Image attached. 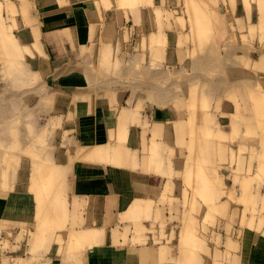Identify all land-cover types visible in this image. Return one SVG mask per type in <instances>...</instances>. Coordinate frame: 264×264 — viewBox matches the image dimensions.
Masks as SVG:
<instances>
[{
  "label": "rangeland",
  "instance_id": "obj_1",
  "mask_svg": "<svg viewBox=\"0 0 264 264\" xmlns=\"http://www.w3.org/2000/svg\"><path fill=\"white\" fill-rule=\"evenodd\" d=\"M117 1L120 4L127 2L137 4L139 1L147 3L150 0ZM239 1H244V8H239ZM239 1L171 0V7L163 8V12L161 8L157 11L164 22L161 23L162 26L168 29L167 32L172 29L182 34V38L173 47L183 50L184 58L179 59L174 66L165 62L158 71L163 73L160 81L163 85L164 104L174 103L178 118L161 125L165 135L160 148L158 146L157 149L156 143L151 145L154 149L151 148L150 157L153 160L159 157L158 160L162 161L165 167L161 172L162 199L155 206L156 212L153 216H147L144 223L139 222L142 218L141 213L136 215L134 213L130 218L133 217V221L140 218L136 221L135 228L138 237L141 234L143 236L138 240H145L160 247V264H237V242L246 229L251 228L255 234L264 237V114L263 117L259 115L257 116L259 118H256L255 111L253 112V108H256V97L262 96L264 99V6L259 0ZM193 9L196 14L192 12ZM22 11L25 13L27 9ZM9 14L5 13V20ZM179 14L181 17L178 19L176 16ZM189 15L194 18L190 20ZM1 20L2 18H0V97H5L0 98L4 101L0 103V111L13 112L20 116L18 119L1 121L4 129V143L3 141L0 143V160L5 165L2 167L3 178L4 180L14 178L17 174L18 160L25 158L24 169L27 168L30 186L33 181L34 185L41 183L37 184L36 189H33L34 185L30 187L35 193L32 219L6 225L7 230L4 231L5 236L0 244V264H44L50 245L56 242L61 246L67 242L68 216L65 211L67 208L62 210L66 207L64 173L62 167L55 164L54 159L49 156V153H52L50 150L54 149L56 144L59 145L61 142L66 146L67 140L65 135L61 137L62 139L60 136L57 139L52 137L46 139L48 131L51 136L59 131H56L57 126L50 129L52 120L45 119L47 115L42 104L29 105L25 102L5 101L6 96H11L5 82L12 79L25 82L28 73L23 64L21 48L18 54L12 51V46L16 43L13 45V41L7 36L5 22ZM193 20L197 22L194 24ZM259 22L261 27L263 26L262 29L258 25ZM192 31L193 34H197L195 37ZM121 54L114 72L108 76L111 79L120 77L128 83H139L140 78L145 79V76L140 75L143 73L141 70H145L148 65L150 67V59L153 61L155 58L149 56L141 60L138 55L131 56V51ZM130 56L136 61L127 68ZM122 69L130 71L123 73ZM151 76L152 73H148L149 81ZM189 84L191 86H188ZM188 89H192V92ZM129 90L133 92L132 88ZM155 91V88L149 89V94ZM157 91L161 89L158 88ZM190 93L193 95L190 96ZM23 97L22 95L19 97L21 101L24 100ZM27 112L45 117L29 119L26 116ZM9 138L11 140L13 138L12 143ZM107 149L112 159V148ZM145 149L147 150H144V153L148 152V147ZM78 154L84 157L83 149ZM50 167L52 173H56L57 170L60 175L46 174L45 178V173ZM206 170L210 173L216 171L217 179L211 178L212 182L206 183ZM34 172L37 177L32 179ZM51 172L49 174H52ZM55 175L57 181H54ZM38 177L41 180L38 181ZM59 179L60 183H56ZM59 185L61 186L58 188ZM196 187L200 190H196ZM211 189L215 195L212 194V197L208 198L207 191ZM39 193L43 197L39 196ZM39 197H42L40 203ZM51 198L53 200L60 198V201L57 199L53 202ZM42 201H46V204ZM61 202L65 207H61L63 206ZM38 204L41 205L39 207L43 204V207L39 209ZM52 204L60 205L61 210L59 206H56L58 211L53 209ZM189 206L193 209H189ZM44 207L45 210L53 207L51 211L55 210L56 216L53 214L54 218L51 216L52 218L47 220L49 215L43 223V217H46V213H42L46 212L43 210ZM59 214L62 215L60 219ZM41 222L43 225H40ZM184 227L187 229L184 230ZM182 229L184 232L190 229L192 233L186 231L183 234L180 231ZM90 232L95 233L94 230L88 233ZM69 235L79 238L72 231ZM182 236L186 237L181 238Z\"/></svg>",
  "mask_w": 264,
  "mask_h": 264
},
{
  "label": "crops",
  "instance_id": "obj_2",
  "mask_svg": "<svg viewBox=\"0 0 264 264\" xmlns=\"http://www.w3.org/2000/svg\"><path fill=\"white\" fill-rule=\"evenodd\" d=\"M170 1L120 4L117 0H0L7 36L13 45L16 43L12 51L18 54L21 48L28 73L25 82L13 79L5 82L11 96L4 100L42 104L46 117L35 116L34 112H27L26 116L52 120L50 129L57 126L59 133L53 137L48 131L46 139L58 136L62 139L65 135L67 140L66 146L60 142L49 153L64 173L67 242L61 246L56 242L50 245L44 264L161 263L160 247L138 240L143 236L138 237L135 228L140 218L136 221L120 218L132 202L142 201L147 206L139 222L144 223L147 216L155 214V206L162 199L163 176L161 171L148 166L149 148L153 143L160 148L164 134L161 125L175 121L178 111L174 103L164 104L160 81L163 73L158 71L165 62L174 66L185 54L178 47H172L182 34L172 29L167 32L157 12L158 8L163 12V8L171 7ZM252 4L255 6L254 2ZM238 5L245 7L244 1H239ZM22 9L27 12L23 13ZM5 13H11L7 20ZM179 17L180 14L176 16ZM128 51L141 60L149 56L155 58L150 59V67L141 70V77L146 78H140L139 83L108 76L114 72L121 52ZM131 56L127 68L136 61ZM130 69H122V72ZM148 73H152L150 81ZM129 88L133 92L128 91ZM154 88L156 91L149 94V89ZM158 88L161 91H157ZM21 95L24 96L22 101ZM18 118L20 116L13 112L0 111V143H4L1 121ZM157 128L162 132L156 133ZM8 140L13 142V138ZM117 144L122 147L123 159L127 157L124 163L115 162L110 156L97 160L77 154L81 149ZM145 147H148L146 153ZM24 160H18L16 176L7 180L3 178L5 165L0 160V244L7 224L27 222L34 213L35 193L30 190ZM160 163L163 165L162 161ZM161 165L156 166L163 167ZM85 229L98 232L89 233L87 238L69 235L71 231L79 233ZM250 229H246L237 242L236 262L264 264V237Z\"/></svg>",
  "mask_w": 264,
  "mask_h": 264
},
{
  "label": "bare ground",
  "instance_id": "obj_3",
  "mask_svg": "<svg viewBox=\"0 0 264 264\" xmlns=\"http://www.w3.org/2000/svg\"><path fill=\"white\" fill-rule=\"evenodd\" d=\"M259 1L261 2L260 4H262V5L264 6V0H259ZM228 2H229V0H228ZM191 5H192V4H191ZM193 6H194V5H193ZM193 6H192V7H193ZM194 7H196V6H194ZM194 7H193V8H194ZM195 9H196V8H195ZM120 10H121V9H120ZM188 10H189V9H188ZM190 10H191V9H190ZM261 10H263V9H261ZM121 11H122V10H121ZM195 11H196V10H195ZM192 12L195 13V12H194V9L192 10ZM121 13H122V12H121ZM121 13H120V17H121V15H122ZM118 14H119V13H118ZM195 14H196V13H195ZM261 14H262V13H261ZM54 15H55V14H54ZM191 15H192V14H191ZM137 16H138V15H137ZM261 16H262V15H260V17H261ZM140 17H141V16H140ZM140 17H139V18H140ZM188 17H189V19H190V18H192L193 16L190 17V15H189ZM188 17H187V19H188ZM0 18H2V17H0ZM193 18H194V17H193ZM261 18H262V17H261ZM261 18H260V20H261ZM189 19H188V20H189ZM118 20H119V19H118ZM190 20H191V19H190ZM190 20H189V21H190ZM231 20H232V19H231ZM74 21H75V20H74ZM195 22H197V21H195ZM195 22H194V20H193V23H194V24H195ZM257 22H258V21H257ZM119 23H120V22H119ZM193 23H192V24H193ZM260 24H261V23L259 22L258 25L261 27ZM113 25H114V24H113ZM118 25H119V24H118ZM111 26H112V25H111ZM112 27H113V26H112ZM116 27H117V26H116ZM162 27H163V26H162ZM189 27H190V26H189ZM262 27H263V26H262ZM262 27H261V29H262ZM192 28H193V27H192ZM192 28H191V29H192ZM110 29H112V28L110 27ZM114 29H115V28H114ZM189 29H190V28H189ZM162 30H163V29H162ZM195 31H196V30H195ZM195 31H194V32H195ZM109 32H110V31H109ZM112 34H113V32H112ZM192 34H193V31H192ZM168 35H169V34H168ZM196 35H197V34H196ZM196 35H195V33L193 34L194 37H195ZM73 36H74V35H73ZM177 36H178V35H177ZM193 36H192V37H193ZM150 37H151V36H150ZM171 38H172V37H171ZM173 38H174V37H173ZM107 39H108V38H107ZM111 39H112V38H111ZM177 39H178V38H177ZM193 39H194V38H193ZM173 40H174V39H173ZM105 41H106V39H105ZM108 41H109V40H107V42H108ZM150 42H151V40H150ZM154 44H155V43H154ZM162 44H163V43H162ZM103 46H104V45H103ZM159 47H160V46H159ZM172 47H173V46H172ZM163 48H164V47H163ZM169 49H170V48H169ZM159 50H160V49H159ZM156 51H157V50H156ZM166 51H167V50H166ZM174 52H175V51H174ZM104 53H105V52H104ZM157 54H158V53H157ZM157 54H156V55H157ZM159 54H162V53L159 52ZM165 54H166V52H165ZM102 55H103V54H102ZM174 55H175V54H174ZM159 56H160V55H159ZM162 56H164V54H162ZM164 57H165V56H164ZM173 57H174V56H173ZM214 62H215V61H214ZM261 64H262V63H261ZM37 73H38V72H36V74H37ZM32 74H33V73H32ZM34 75H35V72H34ZM32 76H33V75H32ZM244 76H245V75H244ZM244 76H243V77H244ZM247 77H248V76H247ZM35 80H36V79H35ZM244 80H245V79H244ZM196 81H197V80H196ZM245 81L247 82V80H245ZM250 81H252V80H250ZM36 82H37V80H36ZM194 83H195V82H194ZM251 84H252V83H251ZM246 85H248V84H246ZM188 86H191V84H189ZM192 87H193V86H192ZM192 87H191V88H192ZM195 87H196V89H197V86H196V85H195ZM247 87H248V86H246V88H247ZM249 87H250V86H249ZM193 89H194V88H193ZM188 90H189V89H188ZM194 90H195V89H194ZM247 90H249V89H247ZM259 90H262V89H259ZM189 91L192 92V89L189 90ZM197 91H198V90H197ZM255 91H256V90H255ZM195 92H196V91H195ZM188 93H189V92H188ZM196 93H197V92H196ZM249 93H250V92H249ZM249 93H248V95H249ZM257 93H258V92H257ZM191 94H192V93H190V96H191ZM252 94H253V92H252ZM258 94H259V93H258ZM188 95H189V94H188ZM192 95H193V94H192ZM254 95H255V94H254ZM250 96H251V95H250ZM188 97H189V96H188ZM192 97H194V96H192ZM254 97H255V96H254ZM261 97H262V96H261ZM261 97H260V96L256 97V99H257L256 102H257L258 104L255 102V103H256V105H255L256 108H253V109H254L253 112L255 111V112H254V113H255L254 116H256V118H259V117H257V116H259V115H261V117H263L262 114H264V99L261 98ZM188 99H189V98H188ZM201 99H202V98H201ZM201 99H200V100H201ZM186 100H187V99H186ZM189 100H192V98H190ZM253 100H255V99L253 98ZM193 101H194V100H193ZM190 102H192V101H190ZM190 102H189V103H190ZM198 102H200V101H198ZM250 102H251V101H250ZM194 103H195V102H194ZM253 103H254V102H253ZM186 105H187V104H186ZM191 105H192V104H191ZM197 105H198V104H197ZM186 107H187V106H186ZM188 107H189V106H188ZM197 107H198V106H197ZM252 107H254V105H253ZM195 109H196V108H195ZM187 110H188V109H187ZM247 110H248V109H247ZM192 111H193V110H192ZM202 113H203V112H202ZM206 113H207V112H206ZM195 114H196V113H195ZM198 114H199V113H198ZM118 115H119V114H118ZM122 115L124 116V113H123ZM120 116H121V115H120ZM120 116H119V117H120ZM199 116H200V115H199ZM121 117H122V116H121ZM187 117H188V115H187ZM116 118H117V117H116ZM123 118H124V117H123ZM125 118L127 119V117H125ZM263 118H264V117H263ZM263 118H262V119H263ZM120 119H121V118H120ZM181 119H182V118H181ZM260 119H261V118H260ZM118 120H119V119H118ZM200 120H201V119H200ZM200 120H199V121H200ZM119 121H120V120H119ZM119 121H118V123H119ZM121 121H122V120H121ZM257 121H259V120L257 119ZM197 122H198V121H197ZM124 123H125V121H124ZM192 123H194V122H192ZM198 123H199V122H198ZM200 123H201V122H200ZM249 123H250V122H249ZM257 123H258V122H257ZM121 124H122V123H121ZM121 124H120V125H121ZM165 124H166V123H165ZM202 124H203V123H202ZM263 124H264V123H263ZM120 125H119V126H120ZM122 125H124V124H122ZM99 126H100V125H99ZM177 126H178V125H177ZM177 126H176V127H177ZM123 127H124V126H123ZM163 127H164V126H163ZM198 127H199V126H198ZM198 127H197V128H198ZM201 127H202V126H201ZM173 128H174V127H173ZM191 128H192V127H191ZM197 128H196V129H197ZM163 129H164V128H163ZM165 129H166V127H165ZM168 129H169V128H168ZM196 129H195V130H196ZM199 129H200V128H199ZM155 130H156V129H155ZM157 130H158V131H156V133H161V132H162L160 128H157ZM174 130H175V129H174ZM188 130H189V129H188ZM193 130H194V128H193ZM197 130H198V129H197ZM169 131H170V130H169ZM189 133H190V132H189ZM191 133H192V131H191ZM191 133H190V134H191ZM217 133H218V131H217ZM146 134H147V133H146ZM162 134H163V133H162ZM221 134H222V132H221ZM163 135H165V134H163ZM214 135H215V134H214ZM222 135H225V134L223 133ZM197 136H198V135H197ZM194 137H195V136H194ZM145 138H146V136H145ZM164 138H165V137H164ZM166 139H167V138H166ZM195 140H196V139H195ZM149 141H150V140H149ZM200 141H201V140H200ZM196 142H197V141H196ZM149 144H150V143H149ZM95 146H96V145H94L93 147H95ZM89 147H90V146H89ZM97 147H98V146H97ZM109 147H111V148H112L111 151H113V156H112L113 161L116 162V160H119V161H121V163H124L125 160L127 159V157L125 156L126 159H123V157H122V152H121V151H122V147H121V145H118V144H117V145H113V146H108V147H106V148H101V147H98V148H91V147H90V149H88V150H84V149H83V152H84L83 155H84V157H86L87 159H97V160H98V159H99V160H100V159H107V157L110 156L109 153H108L109 149H107V148H109ZM151 148L154 149L153 146H151ZM151 148H150V149H151ZM79 152H81V150H79ZM79 152H78V153H79ZM194 152H195V151H194ZM196 152H197V150H196ZM199 152H200V149H199ZM78 153H77V154H78ZM149 154H150V153H149ZM195 154H196V153H195ZM197 154H199V153L197 152ZM78 155H80V154H78ZM196 156H197V155H196ZM146 157H147V156H146ZM141 158H143V157H141ZM82 159H83V158H82ZM87 159H86V160H87ZM149 159H150V163L152 162L151 164L148 162V163H149L148 166H149L150 168H152L151 170H154V171H161V172H162V171L165 169L164 165H161L160 161L158 160L159 157H157L155 160H153V158H151V157H150ZM141 161H142V160H141ZM156 161H159V163H156ZM158 164H160V165L163 166V167H160V166L158 167V166H156V165H158ZM121 165H122V164H121ZM145 165H146V164H145ZM140 166H141V164H140ZM184 166H185V165H184ZM149 167H148V168H149ZM122 168H123V167H122ZM142 168H143V167H142ZM146 168H147V167H146ZM183 168H184V167H183ZM53 169H54V167H53ZM55 170H56V169H55ZM60 170H61V169H60ZM145 170H146V169H145ZM51 171H52V167H50V168H49V171H47V173H45V176H46L45 178H47V175H49V176H53V174H56V173H57V170L55 171L56 173H52ZM146 171H147V170H146ZM165 171H166V170H165ZM2 172H3V171H2ZM50 172H51L52 174H49ZM58 172H59V171H58ZM148 172H149V171H148ZM190 172H191V171H190ZM206 172H207V173H206V176H205V178L207 179V180H206V183H210V181L212 182V179H214V180L217 179V174H215L216 171L214 172V170H213V171L210 173L209 170H206ZM59 173H60V172H59ZM164 173H165V172H164ZM33 174H35V175H32V176H31V177H33L32 179H34V178L37 177L35 172H34ZM46 174H47V175H46ZM158 174H160V173H158ZM2 175H3V173H2ZM56 175L59 176L60 174L57 173ZM56 175L54 176V179H55ZM162 175H163V174H162ZM41 177H42V176H41ZM48 178H49V177H48ZM50 178H51V177H50ZM50 178H49V179H50ZM56 178H57V177H56ZM211 178H212V179H211ZM39 180H41V179H39V177H38V181H39ZM44 180H45V179H44ZM35 181H36V179H35ZM54 181H57V180L55 179ZM33 183H34V181L32 182V185H34ZM36 183H37V181H36ZM38 183H41V182H38ZM38 183H37V184H38ZM45 183H47V182H45ZM56 183H60V179H59V182H56ZM56 183H55V185H56ZM200 183H201V182H200ZM37 184L34 185L35 188H33V189H36ZM32 185H31V186H32ZM45 185H46V184H45ZM31 186H30V187H31ZM60 186H61V185H59L58 188H59ZM32 187H33V186H32ZM38 187H39V186H38ZM54 187H55V186H54ZM56 187H57V186H56ZM183 187H184V186H183ZM42 188H43V186H42ZM196 188H197V187H196ZM200 188H201V187H200ZM30 189H31V188H30ZM56 189H57V188H56ZM60 189H62V188H60ZM183 189H184V188H183ZM198 189H199V187H198L196 190H198ZM199 190H200V189H199ZM201 190H202V189H201ZM184 191H185V190H184ZM43 192H44V189H43ZM57 192L59 193L60 191L57 190ZM181 192H182V191H181ZM201 192H202V191H201ZM201 192H200V193H201ZM202 193H203V192H202ZM207 193H208L207 196H208V198H209V197L213 194L212 189L209 190V191H207ZM37 194H38V193H37ZM183 194H184V193H183ZM227 194H228V193H227ZM229 194H231V193H229ZM58 195H59V194H58ZM60 195H61V194H60ZM60 195H59V196H60ZM213 195H215V192H214ZM37 196H38V195H36V197H37ZM39 196H42V195H40V193H39ZM250 196H251V195H250ZM42 197H43V196H42ZM42 197H41V198H42ZM56 197H57V196H56ZM211 197H212V196H211ZM211 197H210V198H211ZM39 198H40V197H39ZM41 198L38 200V203H40L39 201L41 200ZM47 198H48V197H47ZM61 198H62V197H61ZM143 198H144V197H143ZM143 198H141V199H143ZM148 198H149V197H148ZM37 199H38V197H37ZM45 199H46V197H45ZM54 199H55V198H54ZM57 199H58V198H57ZM57 199H56V200H53V199L51 198V200H52L53 202L57 201ZM133 199H135V198H133ZM191 199H192V198H191ZM193 199H194V198H193ZM231 199H232V198H231ZM43 200H44V199H43ZM48 200H49V199H48ZM138 200H140V199H138ZM46 201H47V200H46ZM46 201H45V202H46ZM52 201H51V203H52ZM58 201H60V198L58 199ZM63 201H64V199H63ZM129 201H130V200H129ZM135 201H136V200H135ZM151 201H152V200H151ZM235 201H236V200H235ZM42 202H43V201H42ZM45 202H43V203L46 204ZM185 202H186V201H185ZM47 203H48V201H47ZM49 203H50V201H49ZM56 203H57V202H56ZM61 203H62V202H61ZM61 203H59V204H61ZM64 203H65V201H64ZM149 203H150V202H149ZM53 204H54V203H53ZM53 204H52V206H53ZM57 204H58V203H57ZM57 204H55V205H56V206H59V208H60L59 210H61V207H65V204H63V203H62L63 206H61V207H60V205H57ZM127 204H128V203H127ZM150 204H151V203H150ZM150 204H149V205H150ZM39 205H40V204H38L37 207H39ZM149 205H148V206H149ZM40 206H41V205H40ZM45 206H48V205H45ZM50 206H51V205H50ZM56 206H53L54 208H53V207H51V208H53V209H57ZM144 206L146 207L147 204L144 205V203H143L142 201H141V202H140V201H139V202H135L134 204H133V202H132L131 207H129V209H127V211H125L123 214L121 213V214H122L121 217L124 218V219H123L124 221H126V220H130V219L133 218V217L130 218L132 214L135 213V215H136V214L142 213V211L144 210ZM208 206H209V205H208ZM42 207H43V204H42ZM42 207H39V209L42 208ZM115 207H116V206H115ZM183 207H184V206H183ZM45 208H46V207H44L43 210H45ZM51 208H50V209L47 208V210H45L46 212H42L43 210H41L42 213H46V215H45L46 217H43V218H44V219H43V223H44L45 219H46L49 215H50V217H48L47 220H48L49 218H52L51 216H53V214H54V216H56V214H55L56 211H55V210H54V211H53V210L51 211ZM66 208H67V207H65V208L62 209V210H65ZM127 208H128V207H127ZM148 208H149V207H148ZM188 208L191 209V210L193 209V207L190 208V206H189ZM209 209H210V208H209ZM49 210H50L51 212H50ZM67 210H68V208H67ZM67 210H65V211H67ZM148 210H149V209H148ZM148 210L146 209V211H148ZM186 210H187V208L185 209V211H186ZM232 210H233V209H232ZM57 211H58V209H57ZM39 212H40V210H39ZM54 212H55V213H54ZM63 212H64V211H63ZM63 212H62V214H63ZM181 212H182V211H181ZM59 213H61V211H60ZM231 213H232V212H231ZM40 214H41V213H40ZM57 214H58V212H57ZM127 214H128V215H127ZM157 214H158V213H157ZM186 214H187V216H188V211H186ZM186 214H184V215L186 216ZM189 214H190V212H189ZM37 215H38V214H37ZM63 215H64V214H63ZM65 215H66V214H65ZM39 216L41 217V215H39ZM42 216H44V215H42ZM54 216H53V218H54ZM60 216H62V215L59 214V216H58L59 219H60ZM185 216H184V217H185ZM63 217H65V216H63ZM184 217H183V218H184ZM55 218H57V217H55ZM59 219H57V220L54 219V220H55V221H58ZM61 219H62V217H61ZM185 219H186V218H185ZM54 220H53V221H54ZM132 220H133V219H132ZM186 220H187V219H186ZM59 221H60V220H59ZM59 221H58V222H59ZM191 221H192V220H191ZM51 222H52V221H51ZM60 222H61V221H60ZM45 223H47V222H45ZM186 223H187V221H186ZM40 225H43L42 222H41ZM189 225H190V224H189ZM189 225H188V226H189ZM193 227H194V226H193ZM102 228H104V227H102ZM185 228L187 229V227H184V230H185ZM189 228H191V225H190ZM88 230H89V229H88ZM88 230L85 229V230H83V232H82V230H81V232H79V233H76V232H75V235H76V236H79V237L87 238V236H88V234H89V233H88V232H89ZM90 230H92V229H90ZM96 230H97V229H94V232H95V233L98 232V231H96ZM184 230L182 229V230H180V231H182V233H183ZM77 231H79V230H77ZM85 231H87V232H85ZM186 231H187V230H186ZM186 231H185V232H186ZM189 231H190V234H191L192 232H191L190 229H189L187 232H189ZM73 232H74V231H73ZM185 232H184V233H185ZM90 233H91V232H90ZM182 233H181V234H182ZM184 233H183V234H184ZM183 234H182V235H183ZM179 235H180V234H179ZM100 236H101V235H99V237H100ZM193 236H194V234H193ZM183 237H186V236H182L181 238H183ZM191 237H192V236H191ZM179 238H180V237H179ZM179 238H178V239H179ZM181 238H180V239H181ZM101 239H102V238H100V241H101ZM178 241H179V240H178ZM180 245H181V244H180ZM187 246H188V245H187ZM178 247H179V246H178ZM186 249L188 250V249H190V248H186ZM184 250H185V249H184ZM184 250H183V251H184ZM183 251H182V252H183ZM159 252H160V251H159ZM184 254H185V253H184ZM171 256H172V255H171ZM193 262H194V261H193ZM215 264H217V263H215Z\"/></svg>",
  "mask_w": 264,
  "mask_h": 264
}]
</instances>
